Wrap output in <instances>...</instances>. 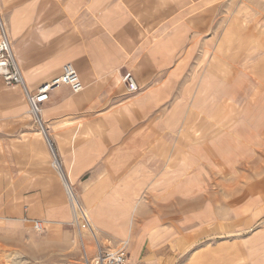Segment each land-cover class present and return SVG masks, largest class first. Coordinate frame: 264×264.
Returning <instances> with one entry per match:
<instances>
[{
  "label": "crops",
  "instance_id": "obj_1",
  "mask_svg": "<svg viewBox=\"0 0 264 264\" xmlns=\"http://www.w3.org/2000/svg\"><path fill=\"white\" fill-rule=\"evenodd\" d=\"M205 2L0 0L12 53L31 89L58 75L65 63L76 68L83 89L74 93L60 86L42 106L46 136L39 130L45 141L41 146L47 139L51 142L64 175L59 172L91 212L89 219L104 248L125 244L135 263L190 264V257L183 259L190 249L184 247L187 238L212 221L205 156H194L196 150L175 155L179 143H164L177 132L186 114L184 103L195 88L192 55L198 21L204 16L194 9ZM126 77L135 84L134 91L128 90ZM241 143L253 146L259 141L243 133ZM16 164L13 159L11 179L12 194L18 196ZM247 189L249 194L254 186L241 188L237 204L242 214L253 213L249 221L259 209L255 198L243 197ZM28 201L36 219L70 220L69 203H42L36 195ZM82 240L92 256L91 235ZM241 245L244 252L237 264H264L263 232L247 235ZM223 261L219 264H227Z\"/></svg>",
  "mask_w": 264,
  "mask_h": 264
},
{
  "label": "rangeland",
  "instance_id": "obj_2",
  "mask_svg": "<svg viewBox=\"0 0 264 264\" xmlns=\"http://www.w3.org/2000/svg\"><path fill=\"white\" fill-rule=\"evenodd\" d=\"M205 3L194 9L204 16L198 21L192 55L195 88L184 103L186 114L177 132L165 137L164 143H179L175 155L196 150L194 156H205L207 190L211 191V224L196 228L187 238L184 247L190 249L183 259L186 262L190 257V264L223 260L237 264L244 252L242 239L257 230L264 233V0ZM200 85L206 90H200ZM243 128L257 132H242ZM39 130L19 87L6 86L0 79L5 172L0 195V264H83L82 238L72 221L53 223L40 217L44 229L33 228L36 217L29 211V195L42 203H69L64 173L61 176L53 165L48 144L42 148L45 141ZM243 133L259 143L244 145ZM13 159L20 170L18 196L12 194ZM249 185L254 189L249 194L247 189L243 197L255 198L259 211L248 221L253 213L242 214L237 203L242 199L241 188ZM71 189L78 197L75 187Z\"/></svg>",
  "mask_w": 264,
  "mask_h": 264
},
{
  "label": "built area",
  "instance_id": "obj_3",
  "mask_svg": "<svg viewBox=\"0 0 264 264\" xmlns=\"http://www.w3.org/2000/svg\"><path fill=\"white\" fill-rule=\"evenodd\" d=\"M0 79L6 86L19 87L28 104L31 115L45 136L46 133L44 131L41 117V109L43 104L49 100L51 92L63 85L68 86L69 89L74 93L81 91L84 87L76 68L72 63L68 62L62 65L58 75L52 77L49 80L41 82L39 85H37V87L31 89L26 83L23 73L12 53L7 27L1 18ZM126 82L129 91H134L136 89L135 84L130 81L129 77H126ZM47 141V144L53 153L54 159L56 163H58L54 149L51 143H49L48 139ZM66 194L72 211V223L76 222L74 225L76 224L75 226L77 228L88 231L94 241L95 252L92 256L88 255L86 247L83 246V264H139L129 259L125 249V244L121 245L116 250H106L96 238L85 207L79 201L76 194L72 191V189L69 188L66 189ZM77 215L79 217H77ZM32 222L33 228L36 231H42L44 229L43 220L33 219Z\"/></svg>",
  "mask_w": 264,
  "mask_h": 264
},
{
  "label": "bare ground",
  "instance_id": "obj_4",
  "mask_svg": "<svg viewBox=\"0 0 264 264\" xmlns=\"http://www.w3.org/2000/svg\"><path fill=\"white\" fill-rule=\"evenodd\" d=\"M41 130V129H40ZM43 132V131H42ZM44 134V133H43ZM49 143H51L50 141H49ZM53 161V165L55 166V167H58L59 168V171H60V167H59V162L58 163H56V161H55V159H53L52 160ZM59 164V165H58ZM63 184H64V186H65V188L67 189V188H69V189H71V183L69 182V181H67L66 180V178H64V180H63ZM86 210V213H87V215H88V217L90 218V214H89V212H88V210H87V208L85 209ZM72 214V213H71ZM70 214V215H71ZM77 217H79L78 215H77ZM91 219V218H90ZM89 219V220H90ZM70 221H72V215H71V217H70ZM91 222V221H90ZM74 223H76V222H74ZM76 225V224H75ZM91 226H92V228L94 229L93 231H94V234H95V236H96V238L98 239V233H97V229H95V227H93L94 225H93V223L91 222ZM87 234H89V232L88 231H86V230H82L81 228H78V236L80 237V238H83V237H85V235H87ZM82 242H83V240H82ZM83 246H85L84 244H82V247Z\"/></svg>",
  "mask_w": 264,
  "mask_h": 264
}]
</instances>
